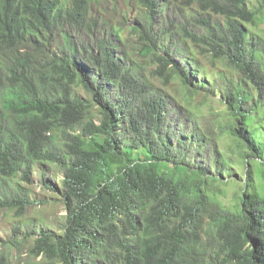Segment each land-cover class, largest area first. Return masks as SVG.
Listing matches in <instances>:
<instances>
[{
    "label": "trees",
    "instance_id": "16d2710c",
    "mask_svg": "<svg viewBox=\"0 0 264 264\" xmlns=\"http://www.w3.org/2000/svg\"><path fill=\"white\" fill-rule=\"evenodd\" d=\"M54 1L47 0V5ZM73 1L79 15L90 9V0ZM139 1L142 16L132 27L142 43L138 53L155 60L154 73L179 78L189 104L206 82L192 88L181 68L174 65L169 72L175 64L173 48L182 51L183 47L171 41L165 46L162 39L176 29L195 41H209L170 18L183 19L194 1L199 10L191 20L209 24L199 18L200 8L215 9L225 17L221 33L210 32L216 42L210 44L217 57L225 55L257 93L254 100L253 92L239 82L233 84L224 101L228 113L221 111L222 122L215 121L216 127L223 125V134L229 133L233 147L228 152L236 150L246 164L242 187L226 206L227 185L239 182L225 181L223 170L213 175L185 159L177 161L167 125L169 101L164 90L145 86L146 67L125 65L105 43L102 61L97 63L104 84H118L112 97L105 85L90 87L73 54L44 62L39 49L26 42V34L33 38L35 30L44 31V18L31 15L18 24L12 11L5 10L0 13V53L18 50L22 56L5 53V62L0 61V176H14L26 159L48 160L65 169L64 230L60 235L39 232L31 253L62 264H264V144L260 140L264 124L257 121L264 113V64L255 61L258 52L264 56V45L257 50L241 24L255 22L260 10L250 8L248 0H187L188 7L167 11L170 15L163 22L167 28L159 29L166 8L163 0ZM26 46L29 51L21 52ZM3 80L10 84L2 88ZM73 82L86 83L92 100L75 95ZM204 105L216 113L205 97L195 110L188 108L197 122ZM122 120L131 138L120 133ZM214 151L217 163L237 162L228 153ZM12 199H0V206L13 208ZM18 201L22 209L32 204L24 198ZM3 257L0 264H6Z\"/></svg>",
    "mask_w": 264,
    "mask_h": 264
},
{
    "label": "rangeland",
    "instance_id": "374dc122",
    "mask_svg": "<svg viewBox=\"0 0 264 264\" xmlns=\"http://www.w3.org/2000/svg\"><path fill=\"white\" fill-rule=\"evenodd\" d=\"M92 16H100L104 18L99 22L98 29L105 30L103 33H98L94 36H86L84 43L87 47L95 44L98 54L101 52L99 44L110 40L117 45V53L122 57L126 65H133L140 69V65L146 67L144 72L147 78V87L153 86L157 89H162L169 95L170 108L168 109V120L170 122L171 134L173 136L177 161H186L192 165L201 166L206 172L213 175H219L224 171V180L237 181L231 182L226 187L227 195L223 196L225 205L232 202L234 191L239 190L242 186L240 183L244 181L247 168L246 164L240 161V155L235 150H232V141L228 131L227 134L222 132L223 125L216 127L215 121L221 123V111L228 113L224 101L227 99V88L232 87L235 83H240L254 94V100L257 97L253 86L244 81L242 75L229 62L225 55L217 57L213 46L210 44L216 43L211 38L210 32L215 35L221 33L225 27L226 19L221 13H217L215 9L200 8V19L209 20V24L201 21L191 20L193 13L197 14L199 7L197 1L186 10L185 17L180 19L172 15L170 19L174 22H179L185 26L187 32H193L198 37H204L209 42L195 41L189 34L178 32L176 29L163 37L165 46L169 45L170 41L179 43L178 46L183 47L182 51H175L180 66L196 70V65L203 66L204 75L200 77L191 73V87L198 86V82H206V85L199 87L200 94L197 95L192 104H189L185 98V87L181 85L179 78H169V74H165V78L156 73L158 65L151 57H143L138 53L141 42L138 37L132 33L130 28L136 23L142 12L137 0H92ZM249 7L260 10L256 16L255 22H242L243 27L247 32V40H254L258 45L257 50L264 45V1L263 0H248ZM166 8L163 10L162 21H159V29L167 28V16L170 14L167 11L174 12L175 9L180 11L182 6L188 7L187 0H163ZM263 5V6H262ZM126 7V10H125ZM185 18V19H184ZM122 27V37L118 39L115 34H111L114 30H119ZM156 28V31L158 30ZM78 34V33H77ZM84 34V33H83ZM139 42V43H138ZM62 43L57 36H41L36 40V47L45 58H50L55 53H61L60 47ZM249 46V45H248ZM100 56V55H99ZM100 58V57H98ZM256 64L262 62L264 64V56L258 52ZM91 67L90 63H86ZM169 72L172 68L169 66ZM168 76V78H167ZM198 78V81L197 79ZM167 84V85H166ZM217 89V93H215ZM76 95L90 101L92 96L79 83H74L71 89ZM142 94V92H139ZM208 97L212 107L204 105L203 112H199L200 121L197 122L188 110H195V106L203 98ZM94 115L98 114V109L93 107ZM264 113L261 117H257V121L264 124ZM226 119L225 117H223ZM121 121L120 131L122 136L125 134L131 138L127 124ZM96 123L99 124V119L96 118ZM264 132V130H263ZM50 136V134H48ZM258 139L260 137L256 135ZM253 136V139L256 138ZM264 144V133L260 139ZM220 150V153L229 154L235 158L237 162L230 165L217 163V155L214 149ZM26 156V154H24ZM247 160V159H246ZM175 162V161H174ZM173 162V163H174ZM64 168L58 163L48 160L30 161L21 166L14 176H0V199L7 197L13 198V208L0 206V256L6 264H62L59 259L51 258L44 254L36 255L31 253V249L35 245L36 238L39 232L48 231L60 235L67 221V210L63 200V180ZM222 187V186H221ZM243 191V189H242ZM24 198L32 202L27 207L19 205V199ZM17 201V202H16ZM18 203V204H15ZM212 208V207H211Z\"/></svg>",
    "mask_w": 264,
    "mask_h": 264
},
{
    "label": "clouds",
    "instance_id": "9594fccd",
    "mask_svg": "<svg viewBox=\"0 0 264 264\" xmlns=\"http://www.w3.org/2000/svg\"><path fill=\"white\" fill-rule=\"evenodd\" d=\"M92 2L93 1L90 0V9H88L86 11V14L85 15H79L77 10L74 8V1L73 0H55L52 4H49V5H47V0H0V13H4L5 10L12 11L11 16L17 19L18 24L22 23L23 21L27 22V19H29L31 15L38 17L40 19H41V17L44 18L45 22L42 26L44 31L41 30V32L38 33L35 30L34 31L35 35L33 38H29L28 34H26V38L28 39V40H26V42L30 41L31 43H29V44H31L32 47H36L37 38H39L41 36H47V37L57 36L59 41L62 43V46L60 47L61 53H55L50 58H45L42 55V53L39 51V55L44 59L43 61L44 62L50 61L52 58L55 57V55H59V54L64 55V56L73 54V56L75 57V61H76L77 65L80 67H83V69L85 70L88 81L90 83L89 84L90 87L97 89V83H98V85H105L109 95L112 97L113 96L115 97L117 95V91H118V88H117L118 84L117 83H111V81L104 84V82L102 80V68L98 65L97 62L102 61L104 50L101 47L102 46L104 47L105 43H107L109 45L111 44V47L113 49V53H115V56L117 58H120L123 62L122 57H120L116 51L117 45L114 44L113 41L110 42V40H108V41L104 40L103 42H101L99 44V49L101 50V52L98 54L97 48H96L97 46L95 44H93L90 47H87V44L84 43V41H83L86 36L91 37V36L97 35L98 33H103L105 31V30L98 29L99 22L101 20H103L104 18H101L100 16H96V17L92 16V9H93ZM137 2H138V5H140V3H139L140 1L137 0ZM91 5H92V9H91ZM139 7L142 8L141 6H139ZM125 10H126V7H125ZM141 16H142V12H141L140 16L138 17V19L135 21L136 23L133 26H135L138 23ZM132 27H131V31H132ZM121 30H122V27L119 30H114L113 32H111V34H115L116 37L118 39H120L122 37ZM37 33L39 34V36ZM132 33H133V31H132ZM134 35H136V33ZM20 51L21 52H24V51L28 52L29 50H28V47L26 46V48H24ZM5 53L8 55H13V54L17 53L20 56H22L20 54V52H18V50H12L11 52H9V50H4L2 53H0V61L2 63L5 62L4 61L5 57H3V55ZM173 55H175V54H173ZM98 57H100V58H98ZM177 58L178 57L176 56L175 57V64L171 65L170 67L172 68V66L176 65L177 67L181 68V70H183V72H185L186 75L190 77V79L188 81H192L191 80V73L197 77L204 75V72H203L204 69H202L200 65H196V67H195L196 70H194V71L189 70V68L186 69V67L182 68L180 66ZM1 62H0V65L3 66L1 64ZM86 63H90L91 67H88L86 65ZM74 68H75V72L80 73V70H78L76 68V66H74ZM78 79L80 80L81 78L78 77ZM196 79L198 81V78H196ZM179 81L181 82V85L184 86L180 79H179ZM7 83H8L7 80H3L1 87L4 88L10 84V83H8V85H7ZM74 83L76 84V82H73L70 84L71 89H72V85ZM85 85L83 87L92 96V91L89 90L88 85L86 83H85ZM154 88L157 89L156 87H154ZM162 91H163V89H162ZM215 93H217V89H215ZM164 94L167 96L168 101L170 102L169 97H168L169 95L166 92H164ZM90 100H92V99H90ZM169 108H170V103H168L167 109H169ZM167 118H168V110H167ZM95 121H96V119H95ZM167 125H169V124H167ZM120 133H121V131H120ZM48 134H50V133H48ZM27 160L28 159H26V163H27ZM35 161H40V160H35ZM26 163L22 164L21 166L25 165ZM28 163H30V160H28ZM199 167H201V166L197 165V168H199ZM64 178H65V172H64ZM63 182H64V180H63ZM62 186H63V183H62ZM66 210H67V208H66ZM67 212H68V210H67ZM67 215H68V213H67Z\"/></svg>",
    "mask_w": 264,
    "mask_h": 264
}]
</instances>
